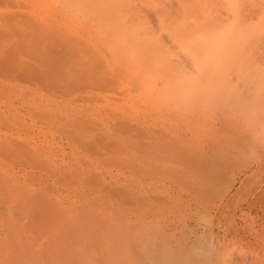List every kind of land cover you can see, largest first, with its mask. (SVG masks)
<instances>
[{
	"label": "rangeland",
	"instance_id": "374dc122",
	"mask_svg": "<svg viewBox=\"0 0 264 264\" xmlns=\"http://www.w3.org/2000/svg\"><path fill=\"white\" fill-rule=\"evenodd\" d=\"M6 1L4 2L7 4L3 2L4 5L0 2V6L3 5L0 7V34H3L0 36V185H3L0 190L3 191L6 189L4 187L14 184L12 189L16 187L20 189L18 191L26 192L29 197L30 194L34 197L40 195L43 201L39 197L38 199L43 202L42 204L44 201H47V204L53 202V205L49 206L50 209L55 207V210L63 211L68 219L65 217L66 219H62V222H69V224L73 222V226H80L77 227L82 231L79 235L78 230L76 229L77 233L75 231V226H71L72 228L67 232L60 233L62 240L65 238V241H68L64 249L70 246L71 250L69 247L68 250L72 254L73 250L76 252L75 256L71 253V256L67 255L70 256V264L79 263L76 258L80 257L84 261L82 263L79 260L81 264L85 262L88 264H264V154H262L264 153L262 152L264 151V144H262L264 139L260 138V142L257 140L261 144L254 143L252 150L242 154L243 158L240 155L237 160L230 161V167L228 164L225 166L226 170L224 168L225 172L223 171L222 174L224 180L221 179L217 187L202 189L203 184L199 182L200 177L209 170L212 157H216L215 153L222 151L221 153L231 154L227 138H229L228 134L233 131L226 129L225 122H242L243 117L246 116V120L249 119L250 123L251 120L255 122L264 119L262 116L264 113V55L262 54L264 53H261L264 51L262 48L264 40L254 37V40L241 41L242 43L237 41L239 45L234 42L243 49L236 44L233 45V42L230 43L232 49L229 48L228 43L226 46L223 45L224 43H218L217 46L222 44L223 48H220L225 52L228 50L227 54L214 52L216 55L213 53L211 55L215 56H213L214 59L216 56L220 57L219 59L222 57V64L225 63L223 67L227 66L224 68L225 71L221 70V61L218 58L215 63L209 64L214 60L206 57V66L213 64L211 68L206 67V70L210 68L206 81L204 79L194 80L196 73L193 74L194 70L191 72L189 65L196 62L195 60L202 55L195 57L196 59L189 57L186 59L187 55L184 53L190 56L191 47L202 45V43L194 42L188 36L183 38H186L187 42L190 39L192 44L191 42L190 44L184 43L183 38L180 37L182 41H179L178 36L173 34L172 40L169 39L172 36L168 39L172 42L174 39V43L178 42L179 45L176 46L179 47L174 49L172 46L175 44L166 43L168 40L164 42L163 40L167 37H163L160 31L166 29L163 35L171 33L170 28L167 27V25L171 26L169 22L159 23L152 20L146 25L144 19H139V25L138 19L137 21H125V19L121 21L120 19L123 24L132 22L131 25L128 24L129 27L134 25L137 29L125 28H129L132 33L136 29L135 37L140 35L138 37L140 38L143 35L145 38L141 37L143 39L140 41H146L152 35L153 39L150 37L151 40L146 41L147 44L139 42L138 45L136 43L134 45L131 41L138 42L135 40L138 38L134 37L135 33L132 34L121 28L123 24L119 27V18L118 21L117 18L115 20L119 29L129 32L130 36L133 35L135 39L127 38L129 42H126L123 37V40L120 34L122 31L118 30L117 26L115 28L120 32H115L116 29L111 31L116 24L112 25L111 17L110 19L108 16L102 18L104 15L89 8L82 9L83 11L75 10V8L69 10L62 4L56 3V0ZM22 1L25 7L29 6L24 8ZM14 4L16 6L13 7ZM38 9L41 10V16ZM25 10L29 13H25ZM84 11H87L88 15H83V18L81 14ZM20 15H24L25 20L29 15L27 20L29 19L30 23L27 22L29 24L27 27L25 22L21 21L24 19ZM57 15L63 16L60 18ZM91 15L90 20H92L90 21ZM78 16L81 18H77ZM153 21L156 26L150 25ZM13 22L16 25H13ZM96 22L99 23L96 25ZM99 24L105 26H102L105 28L102 29L103 33H101L102 27L98 26ZM157 25L159 28H156ZM149 26L155 27L156 30L159 29L157 32L154 30L157 34L160 31L159 37L152 29L145 32L147 27L150 29ZM174 28L172 27V30ZM107 29L111 32L109 30L107 32ZM141 30L147 35L140 33ZM19 31L23 36L26 34L28 37L25 35L21 38ZM23 32L26 33L23 34ZM104 32L110 34L105 35ZM8 33L9 35L14 33V35L9 36ZM112 35L115 36L111 37ZM126 36L128 37L129 34ZM62 37L67 39L64 40ZM158 38L176 51L169 52L168 49L171 48L160 44ZM56 39L66 45L69 40L71 43L73 41V46L71 50L63 44V48L68 51L64 56L66 59L61 61L55 57L56 60L61 61L55 65L52 59L55 55L47 57V54L59 50L57 55L63 56L60 51L62 44L59 46ZM79 39L80 42L77 44L81 45L82 41L85 45L87 42V56H89L88 51L94 49L95 51L90 55L101 56L99 52L101 51L103 57L97 55H94L96 56L94 58L92 56L93 59H89L90 56L82 57L86 55L84 53L86 50L83 51L86 46L79 48L78 45L77 47L75 41ZM30 40H33L32 43ZM154 40H158L157 46ZM34 41L37 42L36 45H33ZM117 41L123 42L124 48L121 49L122 44L120 43L119 46ZM149 41H153L155 48L160 47L167 52L164 53L160 49L158 53L156 52L158 58L155 52L151 53L155 49ZM124 42L134 48L136 45L137 47L145 45L148 49H143L145 53L142 51L141 56L139 52L145 46L142 48L139 46L141 49L137 53L140 57H137L134 48L131 49ZM71 43L68 48L71 47ZM244 43L248 44L244 45ZM55 44H58L57 48L54 47ZM90 44H94L91 46L92 49L89 48ZM105 44L109 45L110 49ZM100 45L102 48L104 46L103 50H100L102 49ZM125 45L131 50L127 49L128 47L125 48ZM162 45H165V48ZM259 45L262 47L260 48ZM81 47L84 49L81 50ZM179 49L183 51L185 49L184 52L182 50L180 52L186 55L185 60H190L189 65L182 61L184 60L183 54L179 52L180 59L183 58L181 60L179 55L177 56ZM239 49L248 52L250 56ZM260 49L262 50L259 51ZM133 50L135 55L131 54L134 53ZM80 51L83 52L80 53ZM115 51L117 53L119 51L120 56ZM127 51L129 54L126 53ZM146 51L151 53H149L151 60L150 57H146L148 56ZM258 52L261 53L260 56L257 55ZM33 53L34 56L37 55V59L30 58ZM109 53L112 61L107 55ZM159 53L167 57L171 55V58L176 55L175 57L179 59L176 62L182 61V63L179 62L180 66H178L177 63L167 60L165 56L160 58ZM240 54L241 56L245 54L244 57L248 56L246 63H244L245 60L242 61L244 57ZM74 55H79L80 58ZM125 55H129L127 57L129 59L126 58L129 60V67L134 62V68L127 67L128 61L125 65H121L120 61H125ZM69 56L72 57L68 58L67 62ZM121 57L124 58L123 61ZM142 57L148 59L149 62ZM42 58H45L44 63L38 60ZM104 58L105 61H103ZM139 58L140 60L137 61ZM230 58L232 61L226 62ZM47 59L52 61H48L50 68L46 66ZM86 59H89L90 66L87 65ZM94 59H99L102 65L103 62L107 63V67L103 65L106 68L98 69L97 67V72L94 69L91 71ZM160 59L176 64L180 67L181 73L176 71L178 68L174 69L175 72L167 67L171 70L167 69L162 71L164 74H160L159 69L158 71L156 68L152 70L155 65H146L153 60L156 64L158 63L157 65L165 66L164 60L159 61ZM142 60L146 64L140 62ZM25 61L28 62L25 63ZM95 61V64H98V61ZM216 62L219 63L218 67ZM2 63L9 65L5 66ZM19 63L20 66H18ZM142 63L145 65L143 66ZM166 63L168 66V62ZM99 64L97 66H100ZM3 65L6 68H3ZM23 65L28 67L24 72ZM52 65L59 69L55 70ZM157 65L155 67L159 68ZM183 66L184 68L187 66L190 72H186L189 71L188 68L182 69ZM219 70L222 72L220 73ZM214 72L218 73L217 77L214 76ZM25 73L28 74L24 75ZM186 73L193 77H189ZM182 75H185L184 78ZM210 75L212 76L209 77ZM21 76L27 77L22 78ZM96 78L97 80H94ZM185 80L186 82L189 80L190 83L181 86V82ZM203 80L206 86L201 85ZM193 84L198 85L194 88ZM218 90L217 95L209 96L213 94L212 91ZM261 99L262 102H259ZM250 123L243 122L244 126L247 124V128ZM150 143H152L151 146ZM233 162H236L235 166ZM241 163L242 166L245 163L243 167L239 165ZM231 165L232 169H230ZM191 190H195L191 195L184 193L191 192ZM40 192L46 197H41ZM13 194L15 193L12 191L9 195ZM19 195L20 192L13 196L25 202L24 197L26 196L22 194L19 197ZM34 197L35 200L36 197ZM31 213L30 215L33 214ZM25 219L29 218L23 217V220ZM47 225L52 227L50 224ZM28 226L25 225L27 230L24 232H29L33 237L36 236V238L29 237L33 238L32 240L36 239L35 244L49 240L47 236L42 237L41 234L31 232L32 227L30 226L29 229ZM66 254H69L68 251Z\"/></svg>",
	"mask_w": 264,
	"mask_h": 264
},
{
	"label": "bare ground",
	"instance_id": "6f19581e",
	"mask_svg": "<svg viewBox=\"0 0 264 264\" xmlns=\"http://www.w3.org/2000/svg\"><path fill=\"white\" fill-rule=\"evenodd\" d=\"M4 1H6V0H3V1H1L0 0V2H2V4L4 5ZM16 1V0H15ZM35 2H37V0H34ZM48 1V0H47ZM4 2V3H3ZM7 3H8V1H6ZM27 2V1H26ZM7 3H5V4H7ZM19 3H20V1H19ZM21 3H23V1L21 2ZM56 3H60V4H62V6L64 7V8H67V9H69L70 10V8H75V10H82V9H86V8H89V9H91V10H94V11H96V12H99V13H101L102 14V18H105V16H108V18L110 19V17H111V20H113V23H112V21L110 22V23H112V25H114L117 21H118V18H119V22H118V24H119V27H121L122 26V24H123V22H121L122 20L124 21V19H125V21H130V20H135V21H137V19H138V21L137 22H139L140 20L139 19H144L143 21H145L144 22V24H146L147 25V23H150L152 20H155L156 22H159V23H168L169 22V25H171V26H168L167 24V27L168 28H170V32L171 33H169L168 31H166V32H168V34H169V36H167L168 34L166 33H164V35H163V32L166 30H160V31H162L161 33H162V36L163 37H167V39H165V38H163V39H165V40H163L164 42L166 41V40H168V41H166V43L168 42V44H170V42H171V45L173 44H175V46H172V47H174V49H176L175 47H177L176 45H179L178 44V42H176V43H174V39H173V42L172 41H170L169 39H171L172 40V38H173V34H175L176 36H178V38H179V41H182V40H184V43L186 42V43H189V42H191V44H192V41H194V42H200V43H202V45H200V44H198V45H193L192 47H191V51H190V56H188V54L187 53H184V54H186L187 55V58L185 57L186 55H184L183 54V52L185 51V49H184V51L182 50V49H179V51L177 50V52L179 53L181 50L183 51V52H180L181 53V55L183 54L184 55V60H182V61H185V62H187V64L189 65V63H190V60H185V58L186 59H189V58H191V59H194L195 57L197 58L199 55H202V56H200L199 58H198V60H195L196 62H192L193 64L191 65L192 66V68H191V66L189 65V68H190V70H191V72L193 71V74H195V77H194V80L195 79H198V80H201V79H207L206 77H207V73H209V69L212 67V65H208V67L210 66V68L208 69V70H206V60H207V58L206 57H209V58H211V59H213L214 61H212V62H208L209 64H211V63H215V60L218 58H220V57H217L216 56V58L214 59L213 58V56L214 55H216V54H214V52L215 53H217V52H222V53H226L227 54V52H228V50H226V52H225V50L224 49H222L223 47H222V44L221 45H219V46H217V44L218 43H224L223 45L224 46H226V43H228L229 44V48H233V47H231V45L233 44H238V42L237 41H240V43H242L243 41H245V40H249V39H253L254 40V37H256V38H258L259 40H264V0H56ZM17 4V3H16ZM52 4V3H51ZM0 5H1V3H0ZM2 5V6H3ZM2 6H0V7H2ZM14 6H16L15 4L13 5V7ZM18 6H19V4L17 5V8H18ZM21 6V5H20ZM29 5H27V7H28ZM46 6V5H45ZM23 7L24 8H27V7H25L24 6V3H23ZM31 7V6H30ZM29 7V8H30ZM53 7V6H52ZM32 9L34 8L33 6L31 7ZM30 8V9H31ZM15 9V8H14ZM21 9H23V8H21ZM34 9H36V8H34ZM42 10H44V9H42ZM56 10V9H55ZM58 10V9H57ZM68 10V11H69ZM33 11V10H32ZM38 11H39V9H38ZM41 11V10H40ZM40 11H39V15L41 16V14H40ZM47 11V10H46ZM83 11V10H82ZM5 12V11H4ZM8 12H10V11H8ZM16 12V11H15ZM25 13L26 12H28V11H24ZM35 12H36V10H35ZM70 12V11H69ZM17 13H18V11H17ZM16 13V14H17ZM29 13V12H28ZM32 13V12H31ZM24 14V13H23ZM46 14V13H45ZM81 14V13H80ZM88 15L87 14V11L85 12L84 11V13L83 14H81V17H83L84 18V16L83 15ZM91 13H89V15H90ZM19 15V14H18ZM17 15V16H18ZM13 16V15H12ZM15 14H14V18H15ZM21 16V15H20ZM23 16L24 15H22L21 16V18L22 19H24V21L23 20H21L22 22H25V25H26V27H27V25H29V24H27V22L28 23H30L28 20H27V17L29 18V15L28 16H26V20H25V18H23ZM38 16V15H37ZM53 16H56V15H53ZM58 16V15H57ZM63 16V15H62ZM62 16H58V17H62ZM69 16V15H68ZM71 16V15H70ZM69 16V17H70ZM2 17V16H1ZM6 17H8V16H6ZM80 16H78L77 18H79ZM80 17V18H81ZM86 17V16H85ZM89 17V16H88ZM88 17H87V19H88ZM92 17V15L89 17V20H90V18ZM8 18H10V16L8 17ZM12 18V17H11ZM39 18V17H38ZM53 18V17H52ZM66 18V17H65ZM93 18L94 19H96L94 16H93ZM107 18V17H106ZM113 18V19H112ZM116 18H117V21L115 22V20H116ZM56 19V18H55ZM120 19H121V21H120ZM19 20V19H18ZM19 20V21H20ZM72 20V19H71ZM92 20V19H91ZM90 20V21H91ZM106 20H108V19H106ZM1 21V20H0ZM11 21V20H10ZM9 21V22H10ZM13 21V20H12ZM77 21V20H76ZM89 21V22H90ZM94 21H96V20H94ZM97 21H98V19H97ZM17 22V21H16ZM21 22V23H22ZM31 22H32V20H31ZM81 22H82V20H81ZM93 22V21H92ZM141 22H142V20H141ZM2 23V22H1ZM8 23V22H7ZM14 23V22H13ZM12 23V24H13ZM85 23V22H84ZM83 23V24H84ZM99 23V22H98ZM97 22L95 23L96 25L98 24ZM101 24H102V21L100 22ZM132 23V22H131ZM131 23L130 22H128V24L129 25H131ZM3 24V23H2ZM12 24H11V26H12ZM91 24V23H90ZM101 24H99L98 26H100V27H102V26H104V25H102L101 26ZM117 23L114 25V27L111 29V31H115L114 29H118V30H121V28H123V29H126V31L128 30L129 31V28H132V29H134V28H136V27H134V25L132 26V27H129V25L127 24V22L126 23H124V24H126L127 26H125L124 24H123V26L119 29V27L117 26L118 25ZM139 25H140V22L138 23ZM174 24V25H173ZM13 25H16L15 23L13 24ZM24 25V24H23ZM150 25H154V21L152 22V24H150ZM160 25V24H159ZM10 26V25H9ZM18 26V25H17ZM58 26V25H57ZM109 26V25H108ZM111 26V25H110ZM109 26V27H110ZM115 26H117L116 28H115ZM154 26H156V25H154ZM158 26V25H157ZM174 26L176 27V28H174ZM25 27V28H26ZM94 28H95V25L93 26ZM105 27V26H104ZM109 27H106V28H109ZM125 27H129V28H125ZM150 27V26H149ZM161 28H162V25L160 26ZM172 27L174 28V30H176V32H174V30H172ZM18 28H20V27H18ZM28 28H30V27H28ZM96 28H99V27H96ZM155 27H150V29H148V27H147V31H145V32H149L151 29L153 30V32H154V30H156V29H154ZM156 28H159V26L158 27H156ZM57 29H59V28H57ZM102 29L104 30L105 28H101V31H102ZM116 29V31L115 32H120V31H118ZM137 29V28H136ZM136 29L135 30H133V31H135V32H133V33H135L134 34V37H135V35L137 34L136 33ZM141 29H142V27H141ZM20 30H22V29H20ZM32 30V29H31ZM99 31H100V29H98ZM109 29H107V32H109L108 31ZM139 30V29H138ZM137 30V31H138ZM144 30V29H143ZM143 30H141V32L140 33H145V32H142ZM149 30V31H148ZM159 29H157L155 32H157ZM60 31V30H59ZM98 31V32H99ZM110 31V32H111ZM122 31V30H121ZM126 31H124V32H126ZM160 31L158 32V34L160 33ZM17 31H15L14 33H15V35H17V33H16ZM32 32V31H31ZM93 32V31H92ZM107 32H104V34L105 35H108V34H110V33H107ZM123 32V31H122ZM120 33L121 34V37L123 38H125L126 39V42L128 41L129 42V40H127V38H130L131 39V37L133 36H130L131 34L130 33H132V32H126V34H129V36L127 37L126 36V34L125 35H123L124 34V32L123 33ZM154 32V33H155ZM14 33H13V35H14ZM19 33H20V31H19ZM24 33H26V32H23V34ZM28 33V32H27ZM101 33H103V31L101 32ZM100 33V34H101ZM113 34H114V32H112ZM132 33V34H133ZM139 33V34H140ZM154 33H152V34H154ZM21 34V38H23L26 34H24V36L22 35V32L20 33ZM19 34V35H20ZM31 34V33H30ZM29 34V35H30ZM54 34H56V33H54ZM58 34V33H57ZM65 34V33H64ZM94 34V33H93ZM103 34V35H104ZM146 34V33H145ZM157 33H155V35H158ZM1 35H3V34H0V36ZM8 35H9V33H8ZM10 35H12V34H10ZM9 35V36H10ZM12 35V36H13ZM18 35V36H19ZM102 35V36H103ZM119 35V34H118ZM147 35V34H146ZM148 35H149V33H148ZM161 35V34H160ZM27 36V35H26ZM59 36V35H58ZM63 36V35H62ZM110 36V35H109ZM113 36H115V35H112L111 37H113ZM126 36V37H125ZM140 36V35H139ZM139 36H137V37H135V38H138ZM170 36H172L171 38H169ZM186 36H188V37H190L191 39H192V41H190V39H189V42H187L186 41V38L184 39L183 37H186ZM28 37V36H27ZM67 37V36H66ZM97 37V36H96ZM107 37V36H106ZM111 37H110V39H111ZM141 37H144L143 35L141 36ZM141 37L140 38H138V40L137 39H135V38H133V39H135L136 41H138V42H132L131 40V43H139V42H142V44H143V42L144 43H146L147 44V42L146 41H148V40H151L150 39V37L152 38V35L150 36V37H148L149 39H146V41H140V40H142L141 39ZM157 37V36H156ZM158 37H159V35H158ZM180 37H181V39H180ZM68 38V37H67ZM66 38V39H67ZM95 38V37H94ZM109 38V37H108ZM117 38V37H116ZM124 38H123V40H124ZM145 38V37H144ZM147 38V37H146ZM154 38H155V36H154ZM161 38V37H160ZM169 38V39H168ZM175 38V37H174ZM29 39V38H28ZM51 39V38H50ZM50 39H49V41H50ZM62 39H64L63 37H62ZM66 39H64V40H66ZM70 39V38H69ZM85 39V38H84ZM118 39V38H117ZM153 39V38H152ZM157 39V38H156ZM155 39V40H156ZM159 39V38H158ZM176 39V38H175ZM188 39V38H187ZM52 40V39H51ZM57 40V42H59V46H60V44H62L61 42H60V40L59 39H56ZM59 40V41H58ZM71 40V39H70ZM70 40H69V43H68V45H66V43H63L64 44V46H67V49H71L72 48V46H73V41H72V43L70 42ZM87 40H89V39H87ZM97 40V39H96ZM154 40V41H155ZM160 40V39H159ZM258 40V41H259ZM31 41V40H30ZM33 41V40H32ZM32 41H31V43H32ZM36 41V40H35ZM35 41H34V43H35ZM38 41V40H37ZM48 41V42H49ZM62 41V40H61ZM68 41V40H67ZM105 41H107V40H105ZM111 41H112V39H111ZM163 41H159L160 42V44L162 43V44H165L166 45V43H163ZM242 41V42H241ZM250 41V40H249ZM257 41V40H256ZM76 42V44H77V42L79 43L80 42V39L79 40H76L75 41ZM91 42V41H90ZM97 42H98V40H97ZM108 42V41H107ZM117 42H119L118 44H119V46H120V43L122 44L121 46L122 47H120L121 49L122 48H124V46H123V42H120V41H117ZM116 42V43H117ZM126 42H124L125 44H126ZM149 42H153V41H149ZM158 42V40L157 41H155L154 43L156 44ZM158 42V43H159ZM233 42V43H232ZM234 42H236V43H234ZM246 42V41H245ZM33 43V45H36L37 44V42L34 44ZM54 43H56L55 42V40H54ZM70 43L72 44L71 45V47H69L68 48V46L70 45ZM87 43V42H86ZM86 43H85V45H84V43L81 41V45L80 44H77V47H78V45H79V48H80V46H86V48L84 49V47L81 49V50H83V51H85L86 49H87V45H86ZM89 43V42H88ZM93 43V42H92ZM104 43V42H103ZM150 43V44H151ZM230 43H232V44H230ZM63 44L61 45V47H62V50H60L62 53H63V56L61 55V56H59V55H57V54H59L58 53V51H55V53H53V52H50L51 54H47V57H48V55H49V57H51L52 55H55V56H52L53 58V63L56 65L57 64V62L58 63H60L61 61H65L64 59H66V57H64L65 56V54L66 53H68V51L67 50H65L63 47ZM108 44V43H107ZM107 44H105L106 45V47H108L109 45H107ZM130 44V43H129ZM132 44V45H133ZM155 44H153L152 43V46L153 45H155ZM159 44V45H160ZM190 44V43H189ZM188 44V45H189ZM197 44V43H196ZM236 44V45H237ZM245 44H248V43H244V45ZM255 44H257V43H255ZM262 44H264V41H262ZM58 45V44H57ZM56 44H55V48H57L56 46H57ZM92 45H94V44H92ZM91 44H90V47L89 48H91V46H92ZM97 45H98V43H97ZM114 45V44H113ZM112 45V46H113ZM126 45H128V43L126 44ZM125 45V46H126ZM135 45V44H134ZM138 45V44H137ZM137 45H136V48H134V46L132 47L131 45H128V46H130L131 47V49L132 48H134V50L136 51V53L137 52H139L138 50H140L142 47H144V46H142V45H139V46H141V48H139V46L137 47ZM164 45V46H165ZM182 45V44H181ZM180 45V46H181ZM239 45V44H238ZM237 45V46H238ZM250 45V44H249ZM261 45V44H260ZM260 45H259V47H260ZM76 46V45H75ZM89 46V45H88ZM118 46V47H119ZM128 46H126L125 48H127ZM148 46V45H147ZM151 46V45H150ZM151 46V48L153 49V47H154V49L155 50H157V48H159L158 49V51H151V53L152 54H154V52H155V56H157L158 54V52H159V50L160 49H162L161 51H163L164 49L163 48H160V47H156L155 48V46H157V44L155 45V46H153L152 47ZM163 46V45H162ZM161 46V47H162ZM163 46V47H164ZM191 46V45H190ZM213 46H215V47H213ZM100 47H101V45H100ZM115 47H117V45H115ZM117 47V48H118ZM130 47H128L127 49H129V50H131L130 49ZM166 47H168V48H171V46H167L166 45ZM179 47V46H178ZM177 47V48H178ZM220 47H222V48H220ZM239 47V46H238ZM254 47H255V45H254ZM262 47V46H261ZM260 47V48H261ZM88 48V49H89ZM95 48H97L96 46H95ZM102 48V47H101ZM103 48H104V46H103ZM103 48L102 49H100V50H103ZM109 48V47H108ZM138 48V49H137ZM145 48H146V50L148 49L146 46L144 47V48H142L141 50H140V54H141V52L143 51L144 52V50H145ZM165 48V47H164ZM227 49H229L228 47H226ZM225 48V49H226ZM239 48H242V47H239ZM262 48H264V47H262ZM32 49L33 48H31V52H33L32 51ZM64 49V50H63ZM73 49H74V47H73ZM92 49V48H91ZM91 49H89V50H91ZM110 49V48H109ZM113 49H114V46H113ZM112 49V52L115 50H113ZM137 49V50H136ZM144 49V50H143ZM167 49V48H166ZM243 49V48H242ZM242 49H239L240 51L242 50ZM247 49V48H246ZM245 48H244V50H246ZM36 50V49H35ZM53 50V49H52ZM55 50H57V49H55ZM72 50V49H71ZM71 50H70V52H71ZM75 50H76V48H75ZM117 50V49H116ZM128 50V51H129ZM133 50V51H134ZM168 50H170L169 52H172L171 50H173L172 48L171 49H168ZM244 50H242V51H244ZM250 50V49H249ZM262 49H260L259 51H261ZM54 51V50H53ZM66 51V52H65ZM77 51V50H76ZM83 51H80V53L81 52H83ZM95 50L93 49V51H88V55L91 57V58H89V59H93L94 57H96V56H94V55H97L98 56V54H94V55H90L92 52H94ZM119 51H121V50H119ZM119 51H118V53H117V51H115L118 55L120 54L119 53ZM128 51L126 52L127 54H129L128 53ZM132 51V52H133ZM135 51H134V53H131L132 55H135L136 53H135ZM173 51H176V50H173ZM187 51V50H186ZM233 51V53H234V49L232 50ZM232 51H231V53H232ZM239 51V52H240ZM246 51H248V50H246ZM246 51H244L243 53H245ZM251 52H252V50H250ZM30 52V53H31ZM36 52V51H35ZM34 52V53H35ZM47 52V51H46ZM46 52H45V54H46ZM60 52V53H61ZM72 52H74V51H72ZM78 52V51H77ZM97 52V51H96ZM100 52V55L101 56H98V57H103L102 56V54H101V51H99ZM110 52V51H109ZM121 52H123V50L121 51ZM142 52V53H143ZM147 52V51H146ZM157 52V53H156ZM164 52V51H163ZM167 52V51H166ZM166 52H164V53H166ZM168 52V54H170ZM230 52V51H229ZM34 53H33V57L31 56H28V57H30V58H34V59H37L36 58V56L37 55H35L34 56ZM53 53V54H52ZM85 54L87 53V50L84 52ZM98 53V52H97ZM104 53H107V52H104ZM114 53V52H113ZM145 53V52H144ZM149 53L150 52H147V54H148V56H146L145 54V56L146 57H150V55H149ZM150 53V54H151ZM173 53V52H172ZM171 53V54H172ZM177 53V56L179 55V59H180V53L178 54ZM214 54L213 56L211 55V54ZM237 53V52H236ZM235 53V55L237 56V54ZM241 53V52H240ZM243 53H241V54H243ZM261 53H264V51H261ZM260 53V54H261ZM75 54H78V53H75ZM83 54V53H82ZM115 54V53H114ZM126 54V55H127ZM140 54L138 55V53H137V57H140ZM230 54V53H229ZM239 54V53H238ZM241 54H240V56H241ZM245 54H248V52H246ZM244 54V55H245ZM251 54V53H250ZM252 54H254V53H252ZM251 54V55H252ZM260 54H259V52L257 53V55H259L260 56ZM81 55V54H80ZM110 58H109V60L111 59V56H110V53L109 54H107ZM111 55H112V53H111ZM125 55V61H123L124 60V58L122 59V57H121V59H122V61L123 62H121L120 60V63H122L121 65L123 66V64L125 65L126 64V62H127V67H129V65H128V63H129V60H126V58L129 56H126ZM218 55V54H217ZM244 55H242L241 57H244ZM249 55V54H248ZM262 55H264V54H262ZM79 57L80 58V56L79 55H74V57ZM82 56V55H81ZM89 56H87V54L85 55V56H82V57H89ZM92 56H93V58H92ZM120 56V55H119ZM118 56V57H119ZM124 56V55H123ZM141 56H142V54H141ZM159 56H160V58H161V56H162V58H164V56H165V58L167 57L166 55H160V53H159ZM171 55H168V57H167V60H170V61H173V63H177V65L178 66H180V64H178L179 62L180 63H182V61H178V62H176V60H179V59H177L175 56H174V54H173V58H171L170 57ZM211 56V57H210ZM219 56H222L221 54H219ZM229 57H232L233 56V54H232V56H230V55H228ZM228 56H226V57H228ZM250 56V55H249ZM255 56V55H254ZM55 57H57V59H59V60H61V61H59V60H56V58ZM62 57V58H61ZM72 56H69V57H67V62H68V58L70 59ZM81 57V58H82ZM105 57V56H104ZM131 57V56H130ZM133 57V56H132ZM158 57V56H157ZM156 57V58H157ZM170 57V58H169ZM181 57H183V56H181ZM189 57V58H188ZM215 57V56H214ZM228 57V58H229ZM235 57V56H234ZM233 57V58H234ZM247 55H246V57H244V59L242 60V58H241V60L244 62V60H245V62L244 63H246V61H247ZM258 57V56H257ZM29 58V59H30ZM54 58H55V61H54ZM135 57H133V59H134ZM143 58V57H142ZM159 58V57H158ZM195 58V59H196ZM223 58H225L224 56H223ZM236 58H238V57H236ZM246 58V59H245ZM6 59V58H5ZM43 59H45V58H42V59H38V60H41L42 62L44 61ZM83 59V58H82ZM89 59L87 60L86 59V61H87V65L89 64ZM102 59V58H101ZM113 59H114V56H113ZM127 59H129V58H127ZM136 59V58H135ZM143 59H145V61L147 62H149V60L148 59H146V58H143ZM150 60H151V57L149 58ZM174 59V60H173ZM181 59H183V58H181ZM180 59V60H181ZM199 59H200V61H199ZM231 59V60H230ZM230 59H225L226 60V62L228 61H232V58H230ZM249 59H250V57H249ZM7 61H9L8 59H6ZM95 60H97L98 62V64L100 63L99 61V59H94V60H92L93 62H92V65H91V71H93V69L97 72V70L98 69H104V68H106L107 66H106V64H104L105 62H103V65L104 66H106V67H104L101 63L99 64L100 66H97L98 64H95ZM108 60V61H109ZM116 60H118L117 58H116ZM131 60H132V58H131ZM140 60V58L137 60V61H139ZM155 60V59H154ZM162 60H164V63L166 64L164 67H165V70H164V67L163 66H161L160 64L159 65H157L156 64V62L155 61H153L154 63H152V61H150V63L149 64H146V62L145 61H140V62H145V64L146 65H148V66H152V65H157L159 68H157V67H152V70H154L153 68H156L157 69V71H158V69L160 70V74H162L164 71H166L168 68L167 67H170V68H172V71H175L174 69H177L178 68V70H176V71H178V73L180 72L179 71V69H180V67H178V66H176V64H173L172 62H170V61H167L166 60V62H168V66H167V63L165 62V59H162ZM161 59L159 60V61H162ZM209 60V59H208ZM220 61L222 60V57H221V59H219ZM235 60V59H234ZM238 60V59H237ZM236 60V61H237ZM240 60V59H239ZM7 61H5V62H7ZM46 61V60H45ZM48 61H51L50 59H47V67H48ZM103 61H105V58L103 59ZM111 61H112V59H111ZM111 61H109V62H111ZM156 61H157V59H156ZM192 61H194V60H192ZM223 61V60H222ZM222 61H221V65L220 66H222V69L221 70H224V68L225 67H227L226 65H225V67H223V65L225 64L224 62H223V64H222ZM241 61V62H242ZM3 62H4V60H3ZM24 61L22 60V64H24L23 63ZM28 61H25V63H27ZM52 62V61H51ZM50 62V63H51ZM102 62V61H101ZM107 62V61H106ZM114 62V61H113ZM132 62H133V60H132ZM132 62H131V65H132ZM218 62V61H217ZM216 62V64H217V67H218V65H219V63H217ZM240 62V63H241ZM248 62H249V60H248ZM41 63V62H40ZM44 63V62H43ZM49 63V64H50ZM90 63H91V61H90ZM138 63V62H137ZM137 63H136V66H137ZM142 63V64H143ZM152 63V64H151ZM163 63V64H164ZM171 63V64H170ZM230 63V62H229ZM233 63V62H232ZM2 64H4V63H2ZM8 64V63H7ZM6 63L4 64L5 66L7 65ZM21 64V65H22ZM118 64V63H117ZM140 64V63H139ZM145 64H143V66L145 65ZM162 64V63H161ZM183 64H185L184 62H183ZM182 64V65H183ZM215 64V65H216ZM248 64V63H247ZM1 65V64H0ZM3 65V68L5 67ZM9 65V64H8ZM94 65V66H93ZM111 65H113V64H111ZM110 65V66H111ZM130 65V66H131ZM133 65H134V62H133ZM133 65L131 66V67H129V69H131L132 67H133ZM171 65V66H170ZM181 65V66H182ZM186 65V64H185ZM184 65V66H185ZM18 66H20V63L18 64ZM26 66L27 65H25V67H24V65H23V72H24V70L25 69H27L26 68ZM57 66H59V64L57 65ZM88 66H90V64L88 65ZM87 66V68H90V67H88ZM96 66V67H95ZM140 66V65H139ZM160 66L162 67L161 69H160ZM173 66H176V67H173ZM184 66H183V68L182 69H184V70H186V68H188L187 66L184 68ZM229 66V65H228ZM231 66V65H230ZM22 67V66H21ZM54 67V69L55 70H58L57 69V67L55 68V66L54 65H52V68ZM97 67H99L98 69H97ZM113 67V66H112ZM117 67V66H116ZM126 67V66H125ZM141 67V66H140ZM207 67V68H208ZM216 67V68H217ZM6 68V67H5ZM19 68V67H18ZM48 68H50V65H49V67ZM134 68V67H133ZM149 68H151V67H149ZM189 68L187 69V70H189ZM86 69V68H85ZM112 69V68H111ZM114 69H115V67H114ZM117 69V68H116ZM128 69V68H127ZM137 69V68H136ZM181 69V71H183ZM218 69V68H217ZM227 69H229V68H227ZM226 69V70H227ZM21 70V69H20ZM113 70V69H112ZM168 70H171V69H168ZM190 70L189 71H186L187 73L188 72H190ZM19 71V70H18ZM32 71V70H31ZM134 71V70H133ZM140 70H138V72H139ZM163 71V72H162ZM175 71V72H176ZM196 71V72H195ZM212 71V70H211ZM218 71V70H217ZM225 71V70H224ZM22 74H23V72L22 71H20ZM30 72V71H29ZM156 72V71H155ZM171 72V71H170ZM169 72V73H170ZM183 72H185V71H183ZM182 72V74H184ZM213 72V71H212ZM219 72L221 73L222 71H220L219 70ZM31 73V72H30ZM136 73V72H135ZM181 73V72H180ZM186 73V74H187ZM22 74H20L19 73V75H22ZM28 73H25L24 75H27ZM137 74V73H136ZM140 74V73H139ZM157 74V73H156ZM164 74V73H163ZM211 74V73H210ZM213 74V73H212ZM216 74H218L217 72H216ZM215 74V72H214V76H216L217 77V75ZM187 75H189V74H187ZM29 76V75H28ZM132 76V75H131ZM139 76V75H138ZM183 76V75H182ZM185 76V75H184ZM184 76L182 77V78H184ZM212 75H210L209 77H211ZM22 77V76H21ZM25 77H27V76H25ZM24 76L22 77V78H25ZM189 77H193V75H189ZM208 77V78H209ZM216 77H214V78H216ZM181 78V77H180ZM186 78V77H185ZM188 79V78H187ZM190 79V78H189ZM193 78H191L190 80H192ZM235 79V78H234ZM243 80H244V78H242ZM94 80H97V78L96 79H94ZM108 80V79H107ZM183 80V79H182ZM193 80V81H194ZM204 80H203V82H201V85L202 86H206V84L204 85ZM111 81V80H110ZM109 80H108V82H110ZM202 81V80H201ZM206 81V80H205ZM208 81V80H207ZM183 82V83H182ZM181 82V86H182V84H184V85H188L189 83H190V81L188 80V82H186V80H185V82L184 81H182ZM196 82H197V80H196ZM110 83H112V81L110 82ZM178 83L180 84V82L178 81ZM192 83H194V82H192ZM206 83V82H205ZM207 83H209V82H207ZM211 83V82H210ZM212 83H213V81H212ZM198 84H200V83H198ZM197 84V85H198ZM191 85V84H190ZM189 85V86H190ZM194 85V84H193ZM196 84L193 86L194 88H195V86H197ZM201 85H199L200 87H201ZM192 86V85H191ZM192 87V88H193ZM193 88V89H194ZM213 92V94H210L209 96H215V95H217V93H219V90L218 91H212ZM215 98V97H214ZM234 99V98H233ZM231 101H233V100H231ZM230 101V102H231ZM259 102H262V99L261 100H259ZM227 104H228V102H227ZM259 105V104H258ZM250 106V105H249ZM262 116H264V113H262ZM241 117H243V116H241ZM244 118V121H242V119ZM242 119H241V121L242 122H239V121H233V122H225L224 124H225V127H226V129H228V130H230V131H233L231 134H228V137L229 138H227V140H228V142L230 143V147H231V149H230V152L229 153H231V154H227V153H221L222 151H220V153L219 152H217V153H215V155L214 156H216V157H212V162H210V167H209V170L206 172V174L205 175H202L201 177H200V179H199V182H200V184H203V186H202V189H204V187H206V189H211V188H215V187H217V185H218V183H219V181L221 180V179H223L222 178V174L225 172L224 171V168H225V166L228 164L229 165V167H230V161H235V160H237V157L239 158V156L241 155V157L243 158V156L244 155H242V154H245L247 151L249 152V150H252V148H253V145H254V143H257V144H261V143H259L260 142V138L261 139H264V119H260V120H257V121H252L251 120V123L249 122V119H247L246 120V118H247V116L246 117H243ZM246 120V121H245ZM243 122L245 123V122H248V123H250V124H248V128H247V124H245V126H244V124H243ZM149 130V129H148ZM151 132V131H150ZM152 135V134H151ZM150 136V135H149ZM152 137H153V135H152ZM150 138V137H149ZM259 142H258V141ZM151 142V141H150ZM262 142V141H261ZM151 144L152 143H150V146H151ZM257 144H255V146H257ZM262 144H264V143H262ZM150 146H149V148H150ZM158 145H156V147H157ZM165 146V145H164ZM166 146H167V144H166ZM262 146V145H261ZM146 147H148L147 145H146ZM159 147V146H158ZM162 146H160V148H161ZM167 147H169V146H167ZM196 148V147H195ZM259 148H261V147H259ZM155 149H157V148H155ZM159 149V148H158ZM162 149V148H161ZM226 149H227V147H226ZM163 150V149H162ZM165 150V149H164ZM187 150H189V148L187 149ZM223 150V149H222ZM232 150V151H231ZM167 151V150H166ZM191 150H189V152H190ZM195 151V150H194ZM199 151V150H198ZM224 151V150H223ZM227 151V150H226ZM262 152H264V151H262ZM197 153V152H196ZM253 153H255V152H253ZM190 154H192V152L190 153ZM190 154L188 153V155H189V157H190ZM248 154V153H247ZM246 154V155H247ZM262 154H264V153H262ZM212 155V156H213ZM249 155V154H248ZM251 156H253V155H251ZM255 156V155H254ZM235 159V160H234ZM239 160H241V159H239ZM255 160V159H254ZM256 160H258V159H256ZM244 161V160H243ZM243 161H242V163H243ZM245 161H247V160H245ZM248 162H249V160H248ZM230 163V164H229ZM234 163V162H233ZM242 163L241 164H239L240 166H242ZM235 164H236V162L234 163V166H235ZM245 164V163H244ZM244 164H243V166H244ZM233 165V164H232ZM232 165H231V168L230 169H232ZM238 166V165H237ZM242 166V167H243ZM238 168V167H237ZM225 170H226V168H225ZM224 171V172H223ZM227 174V173H226ZM228 175V174H227ZM232 175V174H231ZM225 176V175H224ZM229 177V176H228ZM227 179V178H226ZM229 179V178H228ZM224 180V179H223ZM229 181H230V179H229ZM229 181H227V182H229ZM1 184H3V183H1ZM10 184V183H9ZM4 185H5V183H4ZM6 185H7V183H6ZM12 186H8V187H4V188H6V189H4L3 191H1L0 190V264H70V246H68L69 247V249L70 250H68V247L66 248V249H64V247L66 246L65 244L68 242L67 240L65 241V238L62 240V234H60V233H62V232H67V230H69V229H71L72 227L71 226H73L72 224H74L73 222L72 223H70L69 224V222L67 223V222H62V219H66L67 217L65 216V214L63 213V211L62 210H55V207H52L51 209L49 208V206L50 205H53V202H51L52 204H47V201L45 202L44 201V204H42L43 202H41V201H43V199L42 198H40V195L39 194H36V195H39V196H35L34 197V195L32 196L31 194H30V197H29V195L27 196V193L25 192H21V191H18V190H20V189H17L16 187L15 188H13L12 189V187H14L15 185L14 184H11ZM14 185V186H13ZM1 187H3V185L1 186L0 185V189H2ZM10 189H12V190H10ZM6 190V191H5ZM4 191H5V193H4ZM9 191H11V193H9ZM12 191L15 193V194H13V195H16V194H18L19 192H20V195H19V197L23 194V195H25L26 197H24V199L26 198V199H29V200H26L25 199V202H22V200L20 201L19 199H17V196L15 197V196H13V195H9V194H12ZM194 191L195 190H191V192L190 191H186V192H184L185 194H189V195H191V194H193L194 193ZM17 192V193H16ZM188 192V193H187ZM22 193V194H21ZM34 194V193H33ZM40 194H41V192H40ZM10 196H12V198L10 197ZM31 196H32V199H33V197L35 198V200L33 199V201H31L32 199H31ZM48 196V195H47ZM18 197V198H19ZM28 197V198H27ZM38 197H39V199L41 200H39L38 199ZM41 197H46L45 196V194H44V196H43V194H41ZM37 200V201H36ZM26 201H28L27 203H28V205L26 204ZM30 201V202H29ZM35 201V203H33ZM41 203H40V202ZM36 202H37V204H36ZM31 203V204H30ZM48 208V209H47ZM35 209H36V213H35ZM32 210L34 211V212H32ZM47 210H49V211H47ZM55 210V211H54ZM47 211V212H46ZM62 211V212H61ZM33 214H32V213ZM30 213L32 214V215H30ZM35 213V214H34ZM63 215H62V214ZM32 217V219H31V217ZM64 216V217H63ZM23 217H28L29 219H25V220H23ZM63 217V218H62ZM66 217V218H65ZM217 218H219V217H217ZM68 219V218H67ZM47 224H50L52 227H50V226H48ZM78 224V223H77ZM76 224V225H77ZM25 225L26 226H28L29 227V229H30V226L32 227V229H30L31 230V232H33V233H35V234H41V236L42 237H45V236H47V238H49V240H45V241H40L38 244H35L36 242V239L35 240H32L34 237L36 238V236L34 235V237L33 236H31V234H29V232H24L25 230H27V228L25 227ZM69 225H70V228H69ZM79 225V224H78ZM75 226V225H74ZM73 226V227H74ZM77 227L79 228L80 226H75V231H76V233H77V230H78V235H79V232H80V234H81V232L82 231H80L79 229H77ZM83 228V227H82ZM77 229V230H76ZM85 229H87V228H85ZM20 230H22V231H20ZM33 230V231H32ZM74 230V229H73ZM82 230V229H81ZM72 231V230H71ZM74 232V231H73ZM72 232V233H73ZM27 234V235H26ZM23 235H25V237H22ZM29 235V236H28ZM59 235V236H58ZM33 237V238H29V237ZM38 236V235H37ZM57 236V237H56ZM61 237V238H60ZM54 240V241H53ZM35 242V243H34ZM69 244V243H68ZM72 248V247H71ZM72 249H74V248H72ZM78 250V249H77ZM82 250V249H81ZM68 251V253L69 254H66V252ZM79 251V250H78ZM72 252H74L72 255H74L76 252L73 250ZM85 252V251H84ZM67 255H70V256H67ZM75 256V255H74ZM79 256V252L77 253V257ZM80 256H81V252H80ZM98 257V256H97ZM74 259H75V257H74ZM77 260H78V262L81 264V262L80 261H82V258L80 257L79 259L78 258H76ZM75 259V260H76ZM76 260V261H77ZM80 260V261H79ZM104 260V259H103ZM102 260V261H103ZM93 262V261H92ZM95 262V261H94ZM109 261H107V263H108ZM79 263H77V262H75V264H79ZM82 263H84V261H82ZM112 263V262H111ZM85 264H88V263H86L85 262ZM89 264H91V263H89ZM106 264V263H105ZM108 264H110V263H108Z\"/></svg>",
	"mask_w": 264,
	"mask_h": 264
}]
</instances>
